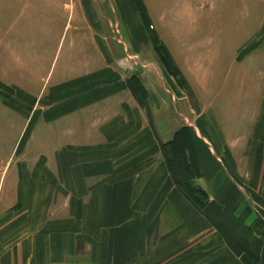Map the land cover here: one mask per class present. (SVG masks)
Listing matches in <instances>:
<instances>
[{"label": "crops", "instance_id": "obj_1", "mask_svg": "<svg viewBox=\"0 0 264 264\" xmlns=\"http://www.w3.org/2000/svg\"><path fill=\"white\" fill-rule=\"evenodd\" d=\"M71 1L75 66L38 92L16 68L23 1L0 13V264H264V25L236 54L220 0ZM182 129L204 204L164 152Z\"/></svg>", "mask_w": 264, "mask_h": 264}, {"label": "rangeland", "instance_id": "obj_2", "mask_svg": "<svg viewBox=\"0 0 264 264\" xmlns=\"http://www.w3.org/2000/svg\"><path fill=\"white\" fill-rule=\"evenodd\" d=\"M11 1L0 0V9L3 10L0 13L7 14V16L2 17L3 20L8 21L3 22L4 24L7 23V25L12 20L8 11ZM22 1L23 4L19 6V15L15 17L19 20L18 30L16 33H13V39L17 38L20 45L18 47L19 58L16 68L20 84L27 83L26 77L29 75V78H32L35 91L38 92L46 84L50 70H55L54 78H56L63 69L68 68L69 72L75 66L74 63H69L71 58L70 56L67 58V56L70 52V55H72L73 51L69 48V45L71 41L78 39L79 33L76 31L77 22L72 20L71 0H34V17H28L29 21H27L26 16L21 15V11L25 10L27 3L30 2L32 4V0ZM214 4L217 3L212 0L202 12H206L209 8L213 10ZM220 8L221 11H225L221 17V23L225 25L241 24L244 28L242 32L237 33L239 35V38L237 37L239 44V47L237 46V54L241 47L249 44L256 38L258 30L264 25V0H220ZM113 18L116 17L113 16ZM175 18L177 19V23L183 24L185 22L181 16H176ZM143 20L150 28L149 30L153 31L152 25L147 21V17L144 16ZM199 21L201 24H204L203 19L199 18ZM111 22V19H108L110 28ZM114 22L116 23L117 20L114 19ZM215 22L218 24L217 19H215ZM115 30L117 32L111 33L109 30L107 34L112 37L116 52L120 55H126L125 45L122 44L123 34L120 30H117L116 26ZM4 35H8V39H11L12 33L3 31V38H5ZM198 36L203 39L205 34L201 33ZM120 41L122 43L118 44ZM27 43L34 46L27 47ZM154 45H156L154 51L157 57L177 76L179 72L172 63L167 49L156 41ZM231 49L235 51L236 47L233 45ZM32 53L35 55V62L28 64L27 55L31 56ZM122 65H118L120 69L126 67ZM139 73L141 72L139 71ZM178 119L184 122L185 117L183 114H180ZM187 141L186 131L182 129L174 134L172 139L164 146L168 162L175 172L174 176L179 183L184 185H186L185 182L191 181V177L198 173L192 154L187 151Z\"/></svg>", "mask_w": 264, "mask_h": 264}, {"label": "trees", "instance_id": "obj_3", "mask_svg": "<svg viewBox=\"0 0 264 264\" xmlns=\"http://www.w3.org/2000/svg\"><path fill=\"white\" fill-rule=\"evenodd\" d=\"M196 164V163H195ZM197 167V166H196ZM198 170V169H197ZM199 172V171H198ZM197 174H195L194 176L191 177V181L185 182L186 185H188V190L190 191L191 194H193L196 198L197 201L200 202L201 204H204L206 199L208 198V195L205 191H203L200 188H196L195 186H193V184L191 183L194 179L195 176H197ZM184 185V184H183ZM185 186V185H184Z\"/></svg>", "mask_w": 264, "mask_h": 264}]
</instances>
